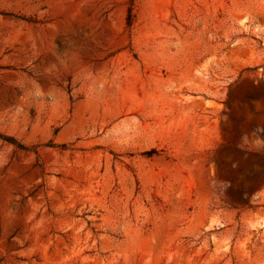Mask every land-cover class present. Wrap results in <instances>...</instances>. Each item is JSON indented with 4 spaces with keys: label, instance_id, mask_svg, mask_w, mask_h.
Returning <instances> with one entry per match:
<instances>
[{
    "label": "rangeland",
    "instance_id": "1",
    "mask_svg": "<svg viewBox=\"0 0 264 264\" xmlns=\"http://www.w3.org/2000/svg\"><path fill=\"white\" fill-rule=\"evenodd\" d=\"M0 264H264V0H0Z\"/></svg>",
    "mask_w": 264,
    "mask_h": 264
},
{
    "label": "trees",
    "instance_id": "2",
    "mask_svg": "<svg viewBox=\"0 0 264 264\" xmlns=\"http://www.w3.org/2000/svg\"><path fill=\"white\" fill-rule=\"evenodd\" d=\"M133 15L131 13V11H129L128 15H127V24H131V19H132Z\"/></svg>",
    "mask_w": 264,
    "mask_h": 264
}]
</instances>
